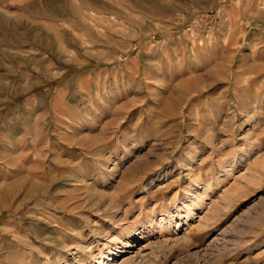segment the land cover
<instances>
[{
  "label": "rangeland",
  "instance_id": "374dc122",
  "mask_svg": "<svg viewBox=\"0 0 264 264\" xmlns=\"http://www.w3.org/2000/svg\"><path fill=\"white\" fill-rule=\"evenodd\" d=\"M0 264H264V0H0Z\"/></svg>",
  "mask_w": 264,
  "mask_h": 264
},
{
  "label": "bare ground",
  "instance_id": "6f19581e",
  "mask_svg": "<svg viewBox=\"0 0 264 264\" xmlns=\"http://www.w3.org/2000/svg\"><path fill=\"white\" fill-rule=\"evenodd\" d=\"M116 250H119L118 248ZM116 250H111L108 254V257H113L114 255H116Z\"/></svg>",
  "mask_w": 264,
  "mask_h": 264
}]
</instances>
